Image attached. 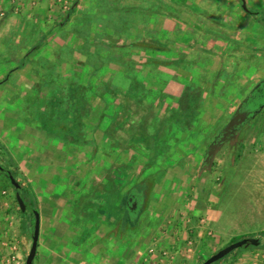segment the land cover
Wrapping results in <instances>:
<instances>
[{"label":"rangeland","instance_id":"1","mask_svg":"<svg viewBox=\"0 0 264 264\" xmlns=\"http://www.w3.org/2000/svg\"><path fill=\"white\" fill-rule=\"evenodd\" d=\"M71 6L72 0H0V169L16 173L43 218L51 212L50 198L55 213L61 201L63 218L75 204L76 229L88 228L92 237L86 216L92 211L84 204L103 200L107 190L116 194L144 185L149 199L128 233V264H200L237 237L254 235L259 248H239L217 264H264V110L203 167L210 143L264 78V0H78V17L60 30ZM125 28L129 37L122 35ZM162 29L171 35L162 38ZM137 33L147 50L134 42ZM153 36L172 49L155 48ZM39 42L41 49L26 55ZM68 43L71 53L60 50L65 61L59 64V48ZM75 50L91 55L85 62ZM15 52L23 55L16 60ZM112 55L121 66L132 63L141 79H171L156 78L148 93L135 91L138 102L119 93L92 99L117 66H103L95 80L90 61ZM190 91L204 102L195 110V132L166 121L149 126L154 115L168 118ZM80 95L89 98L78 104ZM257 101L260 109L264 96ZM105 102V120L92 121ZM112 113L117 120L107 130ZM117 152L137 153L139 161L122 170L126 165L115 161ZM15 194L0 170V264H26L32 245L35 216L30 207L21 211ZM61 226L67 231L64 246L75 249L78 239L69 236L68 223ZM107 229L99 233L117 231ZM43 251L37 250L34 264Z\"/></svg>","mask_w":264,"mask_h":264},{"label":"trees","instance_id":"2","mask_svg":"<svg viewBox=\"0 0 264 264\" xmlns=\"http://www.w3.org/2000/svg\"><path fill=\"white\" fill-rule=\"evenodd\" d=\"M172 1H177V0H172ZM77 4H78V0H72V6L69 8V11L66 14L65 19L58 26V28L60 30L64 29L65 26L71 22L73 16L78 17V12L76 11ZM244 10L246 12L253 13V11H248L246 9V7L244 8ZM114 28L116 30L119 29L118 26H114ZM127 30H128V28L123 29L122 31H125V32H123L122 35L127 33ZM145 32H147V31L145 30ZM161 32H162V36H163L162 38H165V37H168L171 35V33H169L168 31H165V29H162ZM127 35L129 37V33H127ZM141 38L142 37L138 36V33H137V36L134 38V42L138 43L139 44L138 46H140V48L145 50L146 49L145 47H147L148 44L144 43V41L141 42ZM177 38H179V37H177ZM152 39H154V41H155L154 43L156 44V46H159V47H155L158 50L162 49V51L165 52V51H169V49H172V48H169L168 43L166 44L165 42H163L162 39H157L154 36L152 37ZM191 39H192L191 37H188V41H190ZM42 44H43L42 42L37 43L34 47H32V49L27 53V55L30 56L34 53V51L40 50ZM70 46H71V44L68 43L66 46L59 48V56L57 57L59 64L62 63L63 61H65V56L64 57L60 56V50L66 51L65 49H68V50H70V53H71ZM134 46H137V45L135 44ZM74 52H79L80 54H83V56L85 58V60H84L85 62H86V60H88V56L91 55V53H89L88 51L83 52V51L75 50ZM70 53H69V55H70ZM96 61L97 62H95L93 60L90 61V64L94 67L93 72H92L93 74L91 75V77H92V79L95 78V80L97 78H99L98 77L99 71L103 66L111 65L112 63H116L115 65L117 66V69H115L114 71H109L108 74L106 73L103 76L104 80L102 78L103 81L101 83L100 88H103V91L101 92V93H103V95L101 93H99L97 90L96 91L93 90L94 95H93L92 99L97 98L98 100H102V101H105L108 98H113L115 94L119 93L120 95L121 94L129 95L130 94L138 102L139 99L137 98V94L136 95L133 94L135 91L148 93L150 91L151 86L157 85L156 78L162 77L163 80L168 81L169 79H171V76H172L171 74H158L153 78L148 77V78L141 79L139 77V75H137L136 73L133 72L132 63L126 62L125 64H123V66H121V65H119V64H121V62L118 61V59H116V57H114L113 55L109 56L107 58H106V56H102L101 58L98 57V59ZM50 63L52 64L51 61H50ZM161 64H163V63L159 62V65H161ZM125 65H127V66H125ZM124 66H125V68H124ZM12 70H16V69L14 68ZM91 77H90V79H91ZM118 79L120 81L117 82ZM107 86H108V88H107ZM91 89H93V86L90 85V88L88 91L89 93H92ZM110 90H113V92H111ZM189 93H190L189 94L190 97H188L178 107H174L173 109L170 110V112L168 113L169 114L168 118L166 117V118H164V120H161V119H158V117L154 115V118H150L148 120L144 119V120L151 121L149 126L152 127L153 129L159 128V126H160L158 123L159 121L160 122L166 121L164 123L166 126H170L171 124L174 123L175 125L182 126L183 128H189L190 127L189 129H192L193 132H195L196 127L194 125L195 120L193 118L198 114L197 112H195V110H198L197 104L199 103V100L201 102L200 104H204V102H203V99L195 98L194 95L196 93H198V91H192V94L190 91ZM85 97H86V99L89 98V96L87 97V96L80 95V97L78 99V104L81 103L82 99H84ZM126 102L124 104L119 103L118 106L121 109L126 108V107H124V105H126ZM108 104L109 103L105 102V103H103V106L102 105L100 106L101 109L97 110L95 112L94 117L91 118L92 121H95V122L97 121V123L100 122V124H101V121L105 120V110L109 106ZM113 106L115 109V106H117V105L114 104ZM117 115H118L117 113H112V115H110L109 118L106 119L107 130H109L110 126H112L111 125L112 122L117 120ZM95 125L92 124L90 127L96 128L97 125H96V127H95ZM112 130H114V127ZM73 146H75V145L73 144ZM115 161L124 163L126 166H124L122 168V170H126V169H128L127 165L130 166V165H133L136 161H139L138 160V154L134 153L133 155H131L130 152L129 153L128 152H126V153L125 152H122V153L117 152L116 157H115ZM0 170L5 172V174H6V171L8 169L3 168ZM9 171L16 178V173L12 170H9ZM6 177L8 178L7 174H6ZM8 180H9V178H8ZM9 182H10V180H9ZM112 186H113V183L110 184V187H107V189L108 188L111 189ZM122 189H120V190L118 189L116 191V194H114L115 193L114 191H113L114 193L113 192L109 193L110 190H107V192H105V198L103 200H97V199L92 198V199H89L88 202L84 204L87 208H89L90 211H92L90 213H86V216L88 218L87 221L92 226V232L93 233L95 231L99 230V228L102 226H108V228H109V229H107L108 232L117 230V231L111 232V234H110V236H113L116 238H119L120 233L117 234L118 232L123 233L122 239H124V232H127V231H128V233L134 232L133 230L136 226V222L140 220L139 218L141 216V213L145 210V208H144L145 203H144L143 199L148 196V191L146 190L147 188L144 187V185L140 186L139 184H136L130 188H129V186H127L123 190ZM17 191L18 190H16V192ZM144 191H147V194H145L146 192L144 193ZM20 193H21V196L24 199L25 203L28 205L27 210L30 207L32 210H37L39 212L38 206H37V201L34 200L35 199L34 195L23 186H21V188H20ZM130 198H133V200L137 201V203H138L135 211L132 210V206L129 204ZM147 199H149V198L147 197ZM15 201H16V199H15ZM30 229H31V234L33 235L34 227L31 226ZM90 231L91 230H89L88 228H85V227L82 228V233L84 236L87 235ZM137 231H138V229H137ZM260 234L264 237V231L260 232ZM128 236H129V234H128ZM252 237H255V235ZM244 238H246V237L245 236L244 237H237L233 242H236V241H238L240 239H244ZM106 239H108V238H106ZM130 240L131 239L128 238V242ZM259 246L258 247L250 246V247L259 248ZM242 248H245V247H242ZM234 252H236V251H234ZM234 252H232V253H234ZM232 253H230L229 255H231ZM229 255H227V256H229ZM227 256H225L224 258H226ZM207 259L203 260L200 264L205 262ZM223 259H221V260H223ZM221 260L217 261L214 264L219 263Z\"/></svg>","mask_w":264,"mask_h":264},{"label":"crops","instance_id":"3","mask_svg":"<svg viewBox=\"0 0 264 264\" xmlns=\"http://www.w3.org/2000/svg\"><path fill=\"white\" fill-rule=\"evenodd\" d=\"M31 49L32 48H30V50ZM15 53L16 55L14 54L13 57L16 60H18L17 56L23 55L21 52L19 54L17 52ZM15 69L17 70L18 68ZM0 78H2L1 74ZM53 201L54 199L50 198L46 203L47 210L51 211L50 214H47L44 218L42 213L40 216V223L42 226L40 229H42V232H40L39 235L38 251L40 248H42V251L43 248L45 249V251H43V255L41 256V262H39L40 264H128V231L124 232V239H122L123 233L121 232H119V238L113 236L108 238L109 235L103 236L99 233V230L93 233L94 237L90 236V232L84 236L82 229H76V227H79L76 224L78 215L71 212L75 204H71L73 207L69 210L70 213L65 214L63 218L59 213V208L62 205L60 203L61 201L59 199L56 201V213L55 209H53ZM129 204L134 210H136L138 205L137 201H134L133 198H130ZM143 215L144 214L142 213L141 216ZM44 219L46 220L45 226ZM65 222L68 223V226L71 228L70 232L72 231V234L69 236H72L74 239H78L77 244L74 242L75 249L72 250H67V247L64 246L63 243V239H65L67 236V231L64 230L61 224H65ZM137 238L134 242L135 245L140 244V239L137 240ZM48 242H50L52 245L50 244L47 246Z\"/></svg>","mask_w":264,"mask_h":264},{"label":"water","instance_id":"4","mask_svg":"<svg viewBox=\"0 0 264 264\" xmlns=\"http://www.w3.org/2000/svg\"><path fill=\"white\" fill-rule=\"evenodd\" d=\"M243 7L244 8L246 7L244 2H243ZM263 83H264V80H263ZM239 111H240V109L237 110L235 116L231 119V121L228 123V125L223 129L222 136H220V138H218V140H216L215 142H213L210 145V147L206 153V157L203 161V167L204 166L210 167V165L213 163L214 157H215L216 153L222 147L221 144L225 140L228 130L234 128L235 126H237L238 124H240L243 121V118L241 121L238 120ZM6 174L9 178L12 186L16 190H18L15 194V197H16V201H17L21 211L26 212L28 205L25 203L24 199L21 196V193H20L21 185H20V183L11 174V172L9 170L6 171ZM32 212L35 216V225H34V231H33V235H32V245H31L29 255L27 256V259H26V264H34L35 257L37 254V250H38L39 235H40V215H39V212L37 210H32ZM260 243H261V241L257 237L241 239L235 243H232V244L220 249L219 251H217L214 255L209 257L202 264H214L217 261L223 259L225 256L229 255L230 253L234 252L235 250H237L239 248H242V247L248 248L250 246L258 247L260 245Z\"/></svg>","mask_w":264,"mask_h":264},{"label":"flooded vegetation","instance_id":"5","mask_svg":"<svg viewBox=\"0 0 264 264\" xmlns=\"http://www.w3.org/2000/svg\"><path fill=\"white\" fill-rule=\"evenodd\" d=\"M263 80H264V78L257 85H255V87L250 91L249 95L238 105V107L234 111V113H233L232 117L230 118L229 122L235 116V114H236L238 109H240L238 120L241 121L242 118H243V121L240 124H238L237 126H235L234 128L228 130L227 136H226L225 140L221 144L222 146L227 144V143H232V142L236 141V139L238 140L242 130L244 129L245 125L249 122L250 118L252 119V118L256 117L258 114L262 113V111L264 110V105H262L261 108L258 109L259 104H258V101H257L259 95H261L262 98L264 96L263 95V93H264ZM228 123L226 124V126L228 125ZM223 129L215 137V139H213V141L210 143V145L213 142H215L216 140H218V138H220V136H222ZM210 145L208 146V149H209ZM203 161H204V159H203Z\"/></svg>","mask_w":264,"mask_h":264}]
</instances>
